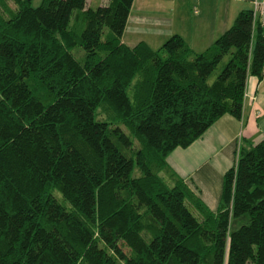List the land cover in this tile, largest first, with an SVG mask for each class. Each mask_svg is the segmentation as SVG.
I'll return each instance as SVG.
<instances>
[{
  "label": "trees",
  "instance_id": "trees-1",
  "mask_svg": "<svg viewBox=\"0 0 264 264\" xmlns=\"http://www.w3.org/2000/svg\"><path fill=\"white\" fill-rule=\"evenodd\" d=\"M9 1L0 264H264V139L239 147L216 212L167 163L223 115L241 118L264 65L253 10L194 53L178 35L123 43L133 0Z\"/></svg>",
  "mask_w": 264,
  "mask_h": 264
},
{
  "label": "crops",
  "instance_id": "crops-1",
  "mask_svg": "<svg viewBox=\"0 0 264 264\" xmlns=\"http://www.w3.org/2000/svg\"><path fill=\"white\" fill-rule=\"evenodd\" d=\"M254 1L133 0L122 41L128 46L145 42L156 50L178 35L194 53H201L233 24L241 10H251ZM262 139L264 77L259 80L250 76L241 118L223 115L189 147L175 149L167 163L205 206L216 212L223 176L235 164L239 147Z\"/></svg>",
  "mask_w": 264,
  "mask_h": 264
},
{
  "label": "built area",
  "instance_id": "built-area-1",
  "mask_svg": "<svg viewBox=\"0 0 264 264\" xmlns=\"http://www.w3.org/2000/svg\"><path fill=\"white\" fill-rule=\"evenodd\" d=\"M253 20L257 21L259 27L262 29L264 34V2L255 0L253 2ZM262 77H264V65H263V73Z\"/></svg>",
  "mask_w": 264,
  "mask_h": 264
},
{
  "label": "rangeland",
  "instance_id": "rangeland-1",
  "mask_svg": "<svg viewBox=\"0 0 264 264\" xmlns=\"http://www.w3.org/2000/svg\"><path fill=\"white\" fill-rule=\"evenodd\" d=\"M41 1H42V0H30V6H31L32 8H36V7H38V6L40 5ZM8 4H9V6H11V8H16V6H15V4H14L13 1H9V0H8ZM81 55H82V53H81ZM221 67H222V64H220V65L217 67V69L213 72L211 78L209 79V82H210V83H212V81L216 78V76L218 75V73H219Z\"/></svg>",
  "mask_w": 264,
  "mask_h": 264
}]
</instances>
